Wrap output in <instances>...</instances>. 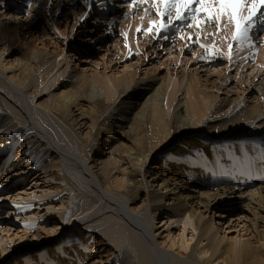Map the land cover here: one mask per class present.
Instances as JSON below:
<instances>
[{"label": "bare ground", "instance_id": "1", "mask_svg": "<svg viewBox=\"0 0 264 264\" xmlns=\"http://www.w3.org/2000/svg\"><path fill=\"white\" fill-rule=\"evenodd\" d=\"M22 1L20 0L18 3ZM110 2L109 6V2H105V0H94L92 8L94 7L95 9L96 6L100 11L102 9L106 11L108 8L112 9L113 5L114 9L122 7L121 4L115 5L120 2L119 0L115 1L116 3ZM148 2L132 4L134 7L136 6L135 8L129 5L126 6V13L132 12L131 19L133 24L124 25L123 29L131 32V37L134 36V31L138 26L147 31L151 28L153 21H155L151 14V10L155 7L149 6ZM88 5L89 0H85L84 7L81 8L82 11L87 10ZM146 18H149V20L146 21V27H143V21L141 22L139 19ZM197 19H204L203 14H199ZM17 20L19 21L20 19L18 18ZM219 22L220 27L216 28L217 31L214 28L213 30L210 29V32L213 33V37L216 40L220 38L219 41L225 39V42L226 40L229 42L232 34L231 25L226 17H223ZM154 30L148 32H154ZM193 30L196 29H189V35L198 34L196 31L193 34ZM207 30L202 29L206 33ZM4 34L5 31L0 27V38ZM249 35L252 37L251 46L247 43L243 46L237 43L232 51L231 59L228 58L227 54V42L224 45L222 43L217 46L219 52H224V60L229 64L227 68H222L218 72L219 79L223 77L226 80L231 76L230 73L228 75L222 74L231 66H234L239 57L247 61L251 59L253 53L256 55L255 59L258 63L256 65L257 70L255 69V71L247 75L249 79L245 80L243 76L239 75L237 82L242 88L244 86H248V89L253 88L252 91L262 96L261 101L258 100L249 110L247 109L246 112L240 114L236 118V123H232L234 121L232 120L230 125L228 123L222 124L220 129L216 131L209 130L210 127H203V121L206 117L207 119L214 118L216 113L226 108V102H231L230 98H228L230 91L228 89L226 90L227 93L223 92L226 88L220 82H213L211 84L213 88L217 89L219 84L220 87L224 88L223 90L221 89L222 94L219 102L217 100L219 98L217 95L219 90L214 94L207 92L208 86L206 84L200 82L199 87L202 89L200 90L195 83L191 82L190 85L187 84L186 97L189 98V105L187 106L185 97L182 100L179 99L178 104L184 103L187 113L186 121L191 122V129L194 131H189L190 128L187 127V123L180 125L181 122H185L184 120L175 124L176 119L180 120L177 117L179 105H176L173 110L174 116L168 118L156 105L151 119L148 120L149 126L146 124L145 127L149 112L147 103H149V99L151 100L150 97H154V100L158 99L161 102V87L157 83L156 78L142 73L143 76L138 80L139 82L144 80L146 83L141 84L138 82V86L134 91L129 93L130 99L139 100L143 99L151 91L154 93L133 118V126L135 125L138 131L134 135L128 134L127 137L121 136L123 134H117L120 132H115V128H121L120 125H117V122L128 120L132 111L141 105L139 101L137 103H123L122 105L126 104V107L127 104L130 105L131 112L125 113L124 116L118 115V111L111 112L108 118L102 123L100 122L98 126L97 123L100 116L98 118L96 116L99 113V108L91 101L82 99V96L86 94L85 90L90 88V85L84 86L79 92V89L74 90L70 85H67V82H62L56 87L55 94H50L46 100L36 106L28 99V93L30 95L34 94L35 98V96L40 95L44 91L43 87L39 88V84L36 83L34 78V70L38 67L39 61L37 62L35 56L32 57L31 54L26 57L17 55L16 59L7 60L11 53L8 46H15L18 39L15 35L10 34L8 41H3L2 44L4 46L0 49V91H3L2 94L8 99L5 98V100L0 101V139L2 138L3 142H11L10 145H15L17 141H20L21 148L18 159L21 158L22 160L27 155L25 158L26 162L33 164L31 165V171L41 170L50 178L49 169H60L63 167L65 173L61 177L58 176L57 180L64 178L68 188L74 189V192H77V196L69 205L62 204L60 211L68 210L70 217L80 215V223L83 226H86L92 220H97L89 225L87 231L97 233L101 238L95 239L89 233L80 235V240H85V242L80 244L83 249L75 256L76 259H79L80 262L84 260L83 250L88 249L85 244L88 243L87 241L90 238H94V249H96L95 246L97 244L104 246L103 258H100L96 264H264V246L260 248L257 246L258 242L247 240L242 246L237 248L236 240L224 242L227 238L225 234L220 236L219 241L214 234L210 235L212 230L202 218L204 210L207 212L210 208L221 207L220 211L232 203H239L242 199L240 194L248 197L241 191H246L254 186L257 188L251 194L252 196H249L251 198L248 197V202L254 203L256 206L254 209L258 212L261 211V204L264 202V133H261L260 129L250 133L241 131L240 133H235L237 136L243 133L239 140L219 141L217 139L225 135L229 128L242 126L264 113L261 112L264 110V72H262V69L264 71V35L262 37V47L254 52L251 51L255 47L253 42L257 40V34L251 33ZM148 39V34L144 35V41L147 42ZM137 47L133 38L127 45V51L135 53ZM5 53H9L7 57L4 56ZM210 53L215 54L213 51H210ZM19 61L22 62L19 63ZM145 61H147V57H145ZM138 68L139 64L136 65L133 72H126L123 77L119 78V84L125 82L126 88H128L137 79L136 76L139 71L135 70ZM257 77L259 80H256L258 81L257 84L253 85L252 80ZM88 81L89 78L84 79L85 84ZM119 86L117 91L120 94L121 86L120 88ZM213 106L216 107L213 108ZM6 111L10 113V117ZM123 112L126 111L124 110ZM89 118H96L94 127L97 126L90 145V151L98 147L97 141L101 134L106 137V143L110 141V145H117L112 151L111 146L106 148L105 145L101 151L100 158H104V160L99 171L101 172L103 188L99 187L93 176H89V173L84 170L81 164L75 162L77 157L75 153L78 150L76 138L79 139V135L85 137L89 134V132L83 134L88 129L86 122L88 123L87 119ZM139 124L142 127L139 128ZM25 125H32L38 129L39 135H36V139H29V135L25 134ZM261 125L264 127V123ZM131 128L130 126L129 133L133 132ZM199 129L200 136L208 138V140L195 141L197 143L194 145V140L189 138V136H181L179 141H177L179 136L174 138L176 134L198 133ZM252 132H257L258 134H252ZM125 139L128 141L127 143ZM41 140L42 144H40ZM6 148L5 150L0 149V152H7L6 156L0 157L1 164L7 163L12 154L11 149ZM52 150L58 151L54 158L52 156L53 153L51 154ZM183 153L185 154L183 155ZM222 159L224 163L221 162ZM227 159L232 161L231 165L225 164ZM128 162L134 167L130 174L126 173L124 168L122 170L123 165ZM82 164L85 165L83 162ZM168 165L172 167H167ZM212 168L213 170H211ZM2 170L3 168H0V172ZM121 170L122 178H118L116 175ZM174 170H180V174L176 172V175H174ZM162 171L171 172L173 175L165 172L162 174ZM186 171L189 174L192 172L194 176L198 177L199 182L191 181L187 176H184L183 173ZM206 173L208 176H205ZM6 176L11 178L9 174ZM163 176H169L170 179H164ZM51 179L55 180L56 178L52 175ZM149 179L151 180L149 181ZM205 181L209 185L222 182V187L217 189L210 186L211 191H214L213 193L201 191L200 189H207L209 186L204 184ZM154 183H160V189L163 191L161 194H156L155 192L150 194L152 212H154L152 217L154 227H157V216L163 217L166 214L177 217L174 220L163 222L161 233L165 235L160 237V242L157 238V243L162 249L155 244L148 215L138 210V206H132L139 200L144 187L147 188L148 184ZM223 183L227 185L225 186ZM62 187V185L52 186L51 189L46 190V197L56 195ZM237 193L240 195L237 196L238 200H229L228 198V200L223 201L227 198L226 195L230 197ZM166 197H171L170 200L172 201H169V203L164 201ZM129 202L131 207H128ZM201 208L204 210L202 211ZM85 212L90 213L85 215ZM258 212L254 214L256 215ZM36 218L37 215L32 219ZM77 220L75 224L79 223ZM85 221L88 222L85 224ZM67 222L68 220L65 221V223ZM174 224L178 226V234L176 236L171 231V228H173L171 225ZM59 228L50 230L49 234H58ZM189 228L193 229L192 232H189ZM197 232L198 235L196 234ZM74 233L78 234L76 231ZM209 240H213L210 246L208 244L204 245ZM256 240L264 241V235L260 234ZM193 241L195 245L191 247ZM60 248L63 255L59 252L52 253L49 256L45 252H40L39 258L43 262L55 264L54 262L58 261V263L63 264L65 258H62V256L68 254V249ZM94 249L91 252L93 255H95ZM193 251L195 252L194 257H192ZM217 252L219 254L215 255Z\"/></svg>", "mask_w": 264, "mask_h": 264}, {"label": "rangeland", "instance_id": "2", "mask_svg": "<svg viewBox=\"0 0 264 264\" xmlns=\"http://www.w3.org/2000/svg\"><path fill=\"white\" fill-rule=\"evenodd\" d=\"M93 1L94 0H89L88 8L86 7L87 10L85 9L82 11L81 8L84 7L85 0H23V3H18L20 0H0V27L5 31L4 36L0 38V49L4 46V44H2L3 41H8V36L10 34L15 35L18 39L15 46H8L11 53H5L4 56L7 57L9 54L7 60H14L17 58V55H19V57H26L31 54L32 57L35 56L37 62L39 61L38 67L34 70V78L36 79V83L39 84V88L43 87L44 91L41 92L42 94H38L39 96H35V98L34 94L30 95L28 93V99L33 102L34 105L39 106L37 104L46 100L50 94H55L56 87L62 82H67V85H70L74 90L79 89V92L84 86L90 85V88L85 90L86 94L82 96V99L91 101L99 108V113H97L96 116V118L100 116L97 123L98 126L100 122L102 123L108 118L111 112L118 111V115L122 116H124L125 113L128 114L131 112L130 105L127 104L126 107L125 104L124 107L122 105L123 103H137V101H139L141 105L137 106L136 110L132 109L133 111L128 120L117 122V125H120L121 128H115V132H120L117 134H123L121 136L127 137L128 134L134 135L138 131L135 125L133 126V118L135 114L139 112L143 104H146L145 102L148 101V98L154 93L151 91L143 99H130L129 93H132L138 86V79L143 76L144 73L149 77L156 78L157 83L160 84L161 87V102H159L158 99L154 100V97H150L151 100L149 99V103H147L149 105V107H147L149 112L145 127L146 124L149 126L148 120L151 119L156 105L161 112L165 113L166 118L170 116L173 117L175 114L173 110L176 105H179V114L177 117H179L180 120L176 119L175 124L184 120L185 122H181L180 125L187 123V127L190 128L189 131H194L191 129V122L189 123L186 121L187 113L184 103H181V105L178 104V100H182L185 97L187 106L189 105V98L186 97L188 91L187 84L190 85L191 82L195 83L200 90H202L199 87L200 82L208 86L207 92L216 94L217 90H219V92H217L219 96L217 100L219 102L221 100L220 96L222 90L226 88L223 90L225 93H227L226 90L228 89L230 91L228 98H230L231 102H226V108L216 113L214 118L207 119L206 117L203 121V127H210L209 130L211 131L220 129L222 124L228 123V125H230L232 120H234L232 123H236V118L240 114L246 112L247 109L249 110L258 100L261 101L262 96L252 91L253 88L248 89V86L242 88L237 82V77L239 75L247 80L249 79L247 75L255 71L256 65L258 64L255 59V54L252 53L253 56L247 61L239 57L237 63L222 74L228 75V73H230L231 76L226 80L223 77L219 79L218 72L221 71L222 68H227L229 66L224 60V52H219L217 48V46H220L222 43H215V47L212 45L209 46L210 49H215L213 51L215 54H211L210 51L206 52L204 48L200 47L201 44L205 45V43L201 40L198 33L197 35H190L194 36L195 39L194 44L191 46H184L186 44L185 40L179 36L171 43L165 42L162 45L155 44L153 47H149L152 41L151 39H148L147 42L144 41L143 33L145 30L143 28L138 26L137 29L141 31L137 32V29H135L134 36L132 37L131 32L123 29L124 25L128 26L129 24H133V20L131 19L132 12L126 13V11L119 7L115 8L116 11L110 12L114 9V5L112 9L108 8L106 11L103 9L100 11L96 6L95 9L94 7L92 8ZM110 1L113 2V0ZM110 1L105 0V2H109V6L111 4ZM18 18L20 19L19 21L17 20ZM140 20L142 22V19H139V21ZM143 27H145L144 23ZM217 29L215 28L216 31ZM195 31L196 30L192 31L193 34L197 32ZM210 31L211 30H207V33ZM121 33H127V37L125 38ZM208 35L211 36L210 39L212 42L216 40L212 32ZM262 37L263 34L261 37L256 35L257 40L253 42L255 47H253L251 52L262 47ZM133 38L138 46L137 51L135 53H129L127 51V45ZM160 43L162 42L160 41ZM223 43H226L225 39ZM203 54H207L208 56L204 60ZM145 57H147L148 63L145 61ZM21 62L22 61H19V63ZM137 64H139V68L135 70L139 71L136 76L137 79H135L128 88H126L125 82L119 84V78L123 77L126 72H133ZM262 72H264L263 69ZM86 78H89V81L85 84L84 79ZM256 80H259L258 77L252 80L253 85L257 84L258 81ZM213 82H220L224 88L220 87V84L217 89L213 88L211 85ZM139 83L145 84L146 82L143 80ZM119 85L121 86L120 94L117 91ZM2 92L3 91H0V101L5 100V98L8 99ZM215 107L216 106H213V108ZM124 110L126 112H123ZM6 112L10 117V113L8 111ZM102 112L104 113L102 114ZM261 112H264V110ZM96 118L87 119L88 123L86 122V127L88 129L84 131L83 134L86 132H89V134L85 137L79 135V139L75 137L78 142L75 162L81 164L84 170L89 173V176H93L99 187L103 188L101 172L99 171L104 160V158H100L102 154L101 151L105 145L106 148L111 146V151L117 145H110V141L106 143V137H104V134H101L97 141L98 147L95 150H89L94 138V132L97 128V126L94 127ZM262 123H264V113L260 117L253 118L249 123L229 128V130L225 132V135L217 139L219 141L239 140L243 136V133L239 136L235 133H240L241 131L250 133L251 131L260 129L261 133H264V127L261 125ZM130 126L133 131L131 133H129ZM138 126L139 128L142 127L141 124ZM25 128V134L29 135V139H36V135H39L36 127L25 125ZM199 131L200 129L197 131L198 133L176 134L174 138L179 136L177 139V141H179L181 136H189V138L194 140V145L200 140H208V138L201 137ZM252 134L258 133L252 132ZM236 136L237 138H235ZM127 142L128 141H126V143ZM10 143L8 141L3 142L2 138L0 139V149L2 148L5 150L7 147L6 149H11L12 152L7 163H0V168H3L0 172V264H51L43 262V260L39 258L40 252H45L49 256L52 253L59 252L63 255L60 247L68 249V254L62 256V258H65L63 264H96L100 258H103L104 246L97 244L95 246L96 249H94V238L100 239L101 237L97 233L87 231V228L97 220H92L88 224H86L88 221H85L84 223L86 226H83V224L80 223V215L77 217H70L68 210L60 211L62 204L69 205L77 196V192H74V189L68 188L64 178L57 180L58 176L61 177L65 173L64 168L49 169L50 178L41 170L31 171V165L33 164L31 162H26L25 158L27 155H25L22 160L21 158L18 159L21 148L20 141H17L15 145H10ZM40 144H42V140ZM6 153V151H1L0 157L6 156ZM51 154L54 158L58 154V151L52 150ZM184 154L185 153H183V155ZM195 158H197V156H195ZM223 161L222 159L221 162ZM82 162L85 165H83ZM231 162L232 161L229 159L225 160V164L231 165ZM169 166L170 165L167 167ZM123 168L128 174L134 170V167L129 162L123 165L122 170ZM122 170L116 175L118 178H122ZM211 170H213V168ZM164 172L165 171H162V174ZM176 172L179 173L180 170H174V175H176ZM10 173L12 174L10 175ZM165 173L173 175L171 172ZM8 174L11 178H7L6 175ZM52 175L56 178L55 180L51 179ZM183 175L187 176L191 181L199 182V178L194 176L192 172L189 174L186 171ZM205 176H208V174L206 173ZM138 178L140 179V177ZM165 178L170 179L169 176L164 177V179ZM150 180L151 179H149V181ZM204 184L207 186L209 185L207 181H205ZM223 184L225 186L227 185L226 183ZM56 185H62L63 187L56 195L46 197V190ZM210 186L219 189L222 187V182L211 184L207 189L202 188L200 190L213 193L214 191H211ZM160 188V183L148 184L147 188L144 187V191L139 197V200L132 206H138V210L148 215L155 244L162 249L157 243V238L160 242V237L165 235L161 233L164 225L163 222L174 220L177 217L166 214L163 215V217L157 216L156 224L159 229L152 224L154 212H152L150 194H152V192L156 194L163 193ZM256 188L257 187L254 186L241 192H244L245 195L249 197L252 196L251 194L255 192ZM240 195H242V199L239 203H232L220 211L219 209H221V207H216V209L210 208L207 212L201 208L202 211L204 210L202 218L212 230L210 235L214 234L217 240L220 241V236L225 234L227 238L224 242L236 240L237 248L242 246L247 240L258 242L257 246L262 248L264 246V241L256 239L260 234H262V236L264 235V202L261 204V211L258 212L254 209L256 207L255 204L248 202V197H244V194ZM240 195L237 193L230 196L232 198L226 195L227 198L223 201L228 200V198L229 200L237 199V196ZM170 198L171 197H166L164 201H168L169 203V201H172ZM16 206H20L22 210H18ZM128 207H131L130 202L128 203ZM255 212H258V214L255 215ZM85 213V215H88L90 212ZM35 215H37V218L32 219ZM82 216H84V214H82ZM75 219H78V224H75ZM67 220L68 222L65 223ZM25 225H29V227L24 228ZM171 226L174 228H171V231H173V234L176 236L178 234V226L175 224ZM54 228H59V233L54 235L49 234V231ZM192 230V228H189V232H192ZM75 231L78 234L74 233ZM159 231L160 233H158ZM86 233H89V235L94 238H90L89 241H87L88 243L85 244L88 246V249L83 250V255L85 256L84 260L80 262L75 256L83 249L80 244L85 242V240H80V235H86ZM196 234L198 235V232ZM212 241H206L204 245L208 244L210 246ZM194 243L193 241L191 247H194ZM93 249L95 250V255L91 253ZM194 253L193 251L192 257H194ZM218 254L219 252L215 255ZM54 263L60 264L58 261Z\"/></svg>", "mask_w": 264, "mask_h": 264}, {"label": "snow or ice", "instance_id": "3", "mask_svg": "<svg viewBox=\"0 0 264 264\" xmlns=\"http://www.w3.org/2000/svg\"><path fill=\"white\" fill-rule=\"evenodd\" d=\"M148 0H132V4L147 3ZM152 6L155 7L157 16H159L160 22L153 21L151 28L145 31L143 34L147 35L148 31L155 29L157 37L161 32L167 33L173 26V21H184L190 17L193 23L199 24L204 23L205 20L212 24L215 20L216 26H219V21L227 16L230 23H234L236 27V33L233 39L240 45L247 43L251 46L252 37L249 33L255 27L256 21L254 18L257 15V10L264 5V0H151ZM197 4L199 7L192 8L191 5ZM163 5V8L161 7ZM249 5H251L249 7ZM131 6V5H129ZM30 7V5H29ZM185 12H188L189 17L185 16ZM247 13L245 16L244 13ZM203 14L204 19L198 20L199 14ZM168 17V23L163 22V17ZM264 24V18L259 21ZM188 24L187 27H191ZM137 29V32H140ZM182 29L178 28L177 32H181ZM127 37V33H121ZM183 38V37H180ZM163 39L167 40V35L163 36ZM200 47L204 48L206 52L214 51L209 46L201 44ZM228 58H232V45L229 44ZM18 210H22L20 206H16ZM29 227V225H25Z\"/></svg>", "mask_w": 264, "mask_h": 264}]
</instances>
